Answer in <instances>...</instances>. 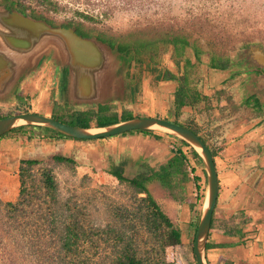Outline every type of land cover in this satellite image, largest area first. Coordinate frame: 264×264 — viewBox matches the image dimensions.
Returning <instances> with one entry per match:
<instances>
[{"label": "crops", "instance_id": "0c3cea01", "mask_svg": "<svg viewBox=\"0 0 264 264\" xmlns=\"http://www.w3.org/2000/svg\"><path fill=\"white\" fill-rule=\"evenodd\" d=\"M3 17L0 12L2 32L9 23ZM18 49L11 50L0 40V107H15L22 113L46 117L67 112L65 108L92 112L101 118L116 116L113 123L105 126L154 117L196 131L212 153L218 182L205 242V263L264 264V110L212 109L213 94L228 84L235 74L242 82L251 84L252 79L247 81L252 75L251 67L242 64L240 68L230 62L223 69L203 70L200 92L208 100L175 111L173 101L177 82L163 76L165 70L176 76V66L162 69L145 62L135 72L131 70L128 76H123L120 66H110L97 80L95 88L100 91L102 102L98 105L102 108L118 105L119 109L97 110V105L76 109L69 105L71 97L66 93L67 83L63 85L64 81L53 75V43ZM205 67L208 68L207 63ZM206 104L211 108H206ZM125 114L128 117L124 120ZM94 122L93 128H96L97 122ZM44 136L40 134L32 139L26 136L23 150L16 149L17 146L10 150L8 156L18 159L6 160L12 167L7 173L12 174L11 177L7 175L12 184L7 189L8 197L12 196L8 200L17 197L19 161L25 157L44 155L53 150V155L71 158L85 172L117 169L124 178L133 179L141 173L151 174L163 169L179 152L183 156L185 180L173 177L172 186L155 182L149 191L180 230L181 244L188 242L190 234H194V227L197 228L202 215L207 177L202 161L185 142L155 131L91 141ZM195 191L198 198L194 196Z\"/></svg>", "mask_w": 264, "mask_h": 264}, {"label": "rangeland", "instance_id": "374dc122", "mask_svg": "<svg viewBox=\"0 0 264 264\" xmlns=\"http://www.w3.org/2000/svg\"><path fill=\"white\" fill-rule=\"evenodd\" d=\"M50 1L52 3L53 1L58 2L60 9L53 12L51 6L43 0H22V3L27 6L26 14L31 19L41 21L49 26L53 25V28H59L61 24L72 22L83 33V37H80L87 40L98 41V38H101L132 45L135 40L139 39L147 43L138 49L140 53L132 49L128 55H121V62L117 65L120 66L121 72H124L123 76H128L131 70L135 72L140 69L143 63L150 62L149 57L151 56L154 57L151 63H154L153 65L158 64L157 66L162 69L174 65L175 61L173 59L177 58L175 57L176 53L180 54L177 60L180 61L181 65L184 63L183 57L187 56L194 62L191 47H187V51L183 55L182 49H179L180 45H178V51L175 53L173 45L166 42L167 39L170 40L174 36H186L190 46L195 45L197 49L203 52L201 55L204 64V66L202 65V71L210 70L205 67V64L210 62L211 57L218 60L222 58L227 60L228 64L232 62L234 66L240 67L243 53L246 51L258 50L264 56V0ZM0 5L3 6L2 0H0ZM31 10H34L35 14L40 15L42 18H33ZM77 13L86 14L93 19H84ZM102 44L107 46V43ZM199 69L198 67L194 69L197 76ZM251 72L252 75L247 77V81L254 79L259 74V71L254 73V69ZM53 75L58 76L54 68ZM249 85V83L242 82L239 75L235 74L228 81V84L213 94L215 100L212 109L264 110V98L259 95L262 103L253 101L251 98L255 97V94H252L254 90H251ZM246 96H248L247 99ZM205 107L210 108V104H206ZM96 108L101 109V106L97 105ZM111 109H119V106L113 105L107 110ZM20 113L22 111L19 108L0 107L1 118ZM126 117H128V114L124 115V120ZM100 120L103 124H111L116 120V116L106 115ZM95 125L96 123L93 121L90 127ZM19 128L22 129H13L0 138V200L3 203L15 202L18 197L17 193V197L8 200L12 196L8 197L7 189L11 184V179L7 178V173L12 170V167L11 163L7 164L6 160L7 158L8 161H17L18 159V157L14 159L8 156L10 150L13 146H17L16 149L23 150L27 143L26 136L33 135V138H35L36 134L40 132L43 134L42 131L37 129L39 128L37 126H22ZM33 156L35 157H25L24 159L38 160L41 163L40 167L51 170L56 182L57 202L61 205L67 204L60 207V211L64 212V215L75 210L79 212L81 210L80 218L85 225L88 223L91 226L105 228L112 221L113 209L121 206L128 209L135 208L136 204L131 200V189L105 172L100 170L85 172L76 161H74V164L56 163L52 159L53 150L44 155ZM161 173L160 169L154 171L157 176ZM11 175L8 176L11 177ZM16 184L17 192H19L18 176ZM30 203L29 207L24 208L18 219L22 230V236L19 235L23 245L22 250L20 249V253L18 251L13 253L15 249L10 245L8 249L0 251V264H38L34 258L35 254H32L30 249L34 246V243L38 244L40 240L43 243L46 242L47 233L41 227L42 219L34 210L40 211V208H43L42 212L46 213L48 209L53 208L54 212L57 209V203L52 202L50 199L44 201L41 198H33ZM11 216L12 213L0 207V236L4 232L11 231V234L15 232L10 229V223L13 221V219H10ZM142 234L140 235L143 241L139 244L141 247H148L150 236L145 232L144 235ZM189 237L188 242L184 241L179 246L166 249L167 262L171 264H195L192 250L193 234H190ZM3 241L7 246L8 242ZM100 252L108 256L111 254V249L101 246ZM9 254L13 256H10L12 262L8 260L9 257L6 260L4 259Z\"/></svg>", "mask_w": 264, "mask_h": 264}, {"label": "trees", "instance_id": "16d2710c", "mask_svg": "<svg viewBox=\"0 0 264 264\" xmlns=\"http://www.w3.org/2000/svg\"><path fill=\"white\" fill-rule=\"evenodd\" d=\"M43 1L51 6L53 12L60 9V5L56 1H53V3L50 0ZM2 5L6 10H16L24 16L27 15V6L22 3V0H2ZM31 14L35 19L42 18L40 15H36L34 10H31ZM77 14L84 19H93L83 13ZM60 27H74L77 32L76 34L83 37L80 28L75 26L72 22L61 24ZM98 39L107 43L111 49L116 50L117 53L124 56L128 55L132 49L138 52L139 48L147 44L139 39L135 40L132 45L118 43L116 40L109 41L101 38ZM166 42L173 45V51H175V53L178 51V45H180L179 49H182L183 55H185L187 47L193 49L194 62L187 56L185 58L183 57L184 63L181 65L179 63L180 61L177 60L180 54L176 53L175 57L177 58L173 60L175 61L174 65L179 69L178 76L166 72L163 78L177 82L173 101L175 111L181 110V108L185 106H195L203 100V96L197 89L199 78L196 77L194 72V69L202 64L200 57L201 51L197 49L195 45L190 46V42L187 40L186 36H174L170 40L167 39ZM153 59V56L149 57L150 62H153ZM209 65L213 69H223L228 66V61L223 59L218 60L214 57L210 60ZM65 109L67 112L55 114L50 118L77 128H90L94 120L97 122V127H105L106 125L101 123V117L97 116L95 113L75 112L71 108ZM107 109L108 108L101 107L99 110ZM0 119L2 118L0 117ZM172 123L180 125L176 122ZM21 129L22 128H18V130ZM37 129L42 131L45 135L44 137L48 139L66 138L74 140L47 128L39 127ZM192 131L197 134L196 131ZM151 132L152 131L142 130L130 133L149 134ZM40 134L38 133L36 136H40ZM5 135L6 134L0 138ZM124 135L126 134L122 136ZM28 137L32 139L34 136L30 135ZM194 155L198 157L196 152H194ZM52 159L56 163L74 164L71 158L63 156L53 155ZM40 166L41 163L38 160H20L18 168L20 186L17 199L15 202L5 203L0 200V207L12 213L11 218L9 217L13 219L10 223V229L15 231L12 232V234L11 231H8L9 229L7 230L8 232L3 231L4 233L0 236V251L8 249L10 245H12V248L15 249L13 253H16V251L20 253V249L22 250L23 245L22 241L19 239L20 236H22L21 224H19L18 220L20 217L19 215L23 213L25 207H29L33 198H41L44 201L50 199L52 202L57 203V209H55L54 212L53 208L51 210L48 209L46 213L42 212L44 210L43 208H40V211L34 210L42 219L41 227H43L47 233L46 242L43 243L42 240H40L38 244L34 243V246L30 249L32 251L31 253L35 254L34 258L38 264H171L167 262L165 252L168 248L181 245V232L154 200L149 188L152 183L159 182L160 185H164L166 181L168 185L172 186L171 181L173 177H182V180H185L184 178L186 175L182 170L183 156L181 153L178 152V154L161 169L162 173L158 176L155 175L154 172H151V174L144 172L133 179H126L117 169L105 171L106 174L131 189V200L136 204L133 209H128L125 206L113 209L112 221L105 228L91 226L88 223L85 225L80 218L81 210L80 212L75 210L64 215V212L60 211V207L67 204L61 205V203L57 202L58 197L56 195V182L54 176L51 170ZM141 195L143 197H139ZM57 216H59L58 219ZM196 229L197 228L194 227L193 237ZM144 232L150 236V245L148 247H141L139 244L143 241L140 234L143 233L142 235H144ZM3 240L8 242L7 246ZM101 246L110 248L111 254L108 256L101 254ZM10 256L13 257L9 254L4 259L6 260L9 257L8 260L12 262Z\"/></svg>", "mask_w": 264, "mask_h": 264}, {"label": "water", "instance_id": "95a60500", "mask_svg": "<svg viewBox=\"0 0 264 264\" xmlns=\"http://www.w3.org/2000/svg\"><path fill=\"white\" fill-rule=\"evenodd\" d=\"M0 12H2L3 18L9 22L6 26L7 29L3 32L0 31V40L9 45L11 50L17 51L18 48L22 49L25 46L33 48L35 45L53 43L54 71L56 65L67 69L66 93L71 97L69 105L77 109L81 106L91 108L102 103L99 100L100 91L95 87L97 80L110 66L114 67L120 64L122 56L116 50L104 46L97 40L81 38L74 32V28H53L41 21L31 19L28 15L24 16L16 10H6L1 5ZM241 64L259 71L249 86L262 103L259 95L264 98L263 53L258 50L246 51L243 53ZM59 74L60 71H57V75ZM22 126L47 128L72 139L84 141L106 139L134 131L147 130L171 135L188 144L202 161L207 177L202 215L195 232L192 248L195 264H206L204 259L205 242L215 208L218 182L212 153L192 130L154 117L130 119L105 127L77 128L39 114L20 113L0 119V137ZM89 131L96 132L90 133ZM197 147L201 149L200 152L197 151ZM206 199L207 208H205Z\"/></svg>", "mask_w": 264, "mask_h": 264}, {"label": "flooded vegetation", "instance_id": "af4514ba", "mask_svg": "<svg viewBox=\"0 0 264 264\" xmlns=\"http://www.w3.org/2000/svg\"><path fill=\"white\" fill-rule=\"evenodd\" d=\"M47 23H49V22H47ZM50 25H51V24H50ZM51 26L53 27V25H51ZM74 32L77 33L75 29H74ZM98 41H100L101 43H104V42H102L101 40H98ZM107 46H108V45H107ZM108 47H109V46H108ZM200 51H201V50H200ZM202 53H203V52L201 51V53H200V57H201ZM213 58H214V57H211L210 60H212ZM219 59H222V58H219ZM201 60H202V59H201ZM153 64H154V63H153ZM209 64H210V62L208 63V69H213V68L210 67ZM155 65H158V64L155 63ZM202 65H203V62H202V64L198 67V68H200V69H199V72H198V76L195 74L196 77L199 78V82H198V84H197V89L199 90V92H200V88H201L200 86H201L202 81H203ZM176 69H177V75H176V76H178V74H179V69H178V67H177ZM55 71H56V72H57V71H60V74H59L57 77H58L60 80H63V81H64V84H63V85H65V83H67V69H66V68L63 69V68H61L60 66L56 65V66H55ZM166 72H168V70H165V73H166ZM165 73H164V75H165ZM254 73H257V71L254 70ZM173 81H174V80H173ZM65 91H66V90H65ZM200 93H201V92H200ZM201 95H202V94H201ZM202 96H203V95H202ZM254 96H255V97H253V98H251V99H252L253 101L255 100V102L258 100L257 103L260 102L259 99L257 98V96H256V95H254ZM206 99H207V97H204V96H203V101H204V102H206V101L208 100V99H207V100H206ZM251 99H250V100H251ZM256 99H257V100H256ZM210 108H211V107H210ZM210 108H209V109H210ZM97 110H99V108H98ZM173 110H174V106H173ZM249 111H250V112H253V110H249ZM199 137H200V136H199ZM200 138H201V137H200ZM201 139H202V138H201ZM202 140H203V139H202ZM203 142H204V140H203ZM204 143H205V142H204Z\"/></svg>", "mask_w": 264, "mask_h": 264}, {"label": "bare ground", "instance_id": "6f19581e", "mask_svg": "<svg viewBox=\"0 0 264 264\" xmlns=\"http://www.w3.org/2000/svg\"><path fill=\"white\" fill-rule=\"evenodd\" d=\"M20 122H22V121H20ZM89 132H90V133H94V132H96V131H89ZM196 149H197L198 152H200V150H201L199 147H197ZM205 208H207V199H206V201H205Z\"/></svg>", "mask_w": 264, "mask_h": 264}, {"label": "built area", "instance_id": "2783aa9c", "mask_svg": "<svg viewBox=\"0 0 264 264\" xmlns=\"http://www.w3.org/2000/svg\"><path fill=\"white\" fill-rule=\"evenodd\" d=\"M194 196H195V198H198V196H199L198 192L195 191Z\"/></svg>", "mask_w": 264, "mask_h": 264}]
</instances>
